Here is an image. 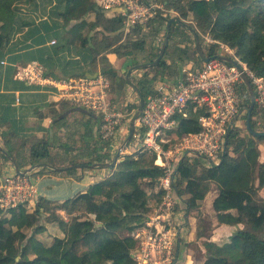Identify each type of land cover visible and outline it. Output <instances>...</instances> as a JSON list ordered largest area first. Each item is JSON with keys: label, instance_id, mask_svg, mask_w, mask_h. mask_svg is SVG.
Masks as SVG:
<instances>
[{"label": "trees", "instance_id": "trees-1", "mask_svg": "<svg viewBox=\"0 0 264 264\" xmlns=\"http://www.w3.org/2000/svg\"><path fill=\"white\" fill-rule=\"evenodd\" d=\"M143 1L151 3V0ZM159 1L168 13L158 11L146 25L135 26L136 39L129 37L119 43L124 27V17L121 14L107 17L104 9L94 0H56L53 11L63 20L62 26L52 22L62 32L57 39L61 44L56 49H63L70 44L83 48L91 54L90 63L94 64L99 60L101 72L111 78L112 90L118 89L119 94L123 93L127 80L109 61V52L131 60L143 52L148 56L147 61L152 62L164 50V56L151 65L137 82V87L146 99L159 77L180 70L179 60L182 63L188 59L191 49L198 52L192 32L178 22L169 26L168 44L164 40L159 46H155L154 41L160 30L166 26V36L168 22L177 16L189 21L188 25L199 32L201 42L206 36L215 40L208 45L207 53L203 48L205 56L216 54L217 42H222L231 47L253 72L264 77V0ZM39 4V0H0V49L3 53L9 47L12 34L19 32L21 25H33V21L23 18V5ZM70 8L79 16L87 18L85 24L72 26L67 30L66 26L72 20ZM6 23L11 27L8 32L3 33L1 25ZM143 26L148 27L146 32H142ZM99 27L106 32L101 37ZM92 31L94 34H91ZM177 37L180 39L177 40ZM182 40L190 45L181 47L179 43ZM112 44L116 45L112 47ZM125 48L129 50L125 51ZM198 57L203 61L200 54ZM168 58L171 62H168ZM40 59L47 63L48 58L45 56ZM9 69L11 67L3 68L0 62V89L6 84ZM246 96L248 109L249 93ZM6 99L9 101L12 96L0 94V109L4 104L2 101ZM205 110L190 104L185 110L186 116L177 113L179 126L173 133L174 141L188 132L199 131V118ZM1 112L2 109L0 122L3 118ZM263 112L264 108L255 105L251 119L255 129L258 125L256 117ZM262 122L264 125V120ZM99 139L102 140L101 137ZM227 143V149L217 165L200 166L201 161L197 158L181 162L177 187L179 193L187 197V208L199 210L213 184L217 196L212 208L218 222L242 225L229 240L218 246L223 253H209L204 264H264V196L260 193L264 188V162L260 160L259 148L264 143V136H254L246 126L244 129L238 126L230 131ZM5 149L12 155L10 147ZM110 149L111 141H104L100 149L93 148L91 157L70 163L112 161ZM0 153L4 159L9 160L1 150ZM30 155L33 162H40L50 152L46 145L38 143L32 146ZM155 157L154 152L148 151L125 154L111 170L106 182L93 183L85 192H78L61 204L41 199L32 212L27 210L26 205H20L8 210L10 215H6L0 208V264H133L131 252L135 244L125 232L140 226L146 215L151 214L161 201V195L156 193V185L163 175V168L155 164ZM73 170L69 169L67 172ZM60 210L71 215V218L66 220L58 213ZM44 212H47L48 221L59 223L66 237L55 236L51 242L36 238V234L44 228L42 224H38L40 215ZM76 212H80L83 217L77 216ZM197 233L198 237L208 235L202 233L201 227H198ZM31 237L35 238L34 241H30ZM25 239L28 240L18 245Z\"/></svg>", "mask_w": 264, "mask_h": 264}, {"label": "built area", "instance_id": "built-area-1", "mask_svg": "<svg viewBox=\"0 0 264 264\" xmlns=\"http://www.w3.org/2000/svg\"><path fill=\"white\" fill-rule=\"evenodd\" d=\"M94 1L104 10L121 8L126 32L137 24L146 25L158 11L166 10L164 5L159 7L143 0ZM207 41L215 42L209 36ZM219 50L216 54L229 56L234 63L213 58L204 61L200 67L184 70L183 79L175 84L158 81L154 85L145 99L130 146H127L129 153L122 154L154 152L155 164L163 168V175L156 185L161 201L140 226L127 232L135 244L131 252L133 264H179L177 245L187 213L184 197L177 187L180 164L195 158L208 167L221 162L230 131L240 126L241 115L247 113L248 90L244 74L253 85L256 103L264 107V77L253 72L228 45L220 42ZM15 77L29 84L52 85L61 98L98 114L103 141H115L122 133L125 115L116 111L109 95V82L102 72L96 76L56 79L43 63L32 60L17 66ZM190 104L206 109L199 118L201 129L174 141L173 133L179 126L176 114L186 116L185 110ZM35 192V184L29 175H5L0 180V208L8 212L26 205Z\"/></svg>", "mask_w": 264, "mask_h": 264}, {"label": "crops", "instance_id": "crops-1", "mask_svg": "<svg viewBox=\"0 0 264 264\" xmlns=\"http://www.w3.org/2000/svg\"><path fill=\"white\" fill-rule=\"evenodd\" d=\"M55 2L56 0H39L40 4L38 6L23 5L22 16L25 19H29V21H33V25H21L19 27L20 31L12 34L8 44L9 47L5 49L6 52L3 53L0 49V62L4 61V63H2L3 68L11 67L7 73L5 72L6 84L0 89V94H10L12 96V99H9L10 106H8V99L2 101L4 104L1 108L3 118L0 122V142L3 147H10L12 149V156L16 159L21 169H26L40 162H48L56 167L72 165L70 162L73 160L78 161V159L84 160L91 157L90 152L93 150L94 144L102 141L99 139L100 118L98 114L78 107L70 101L61 98L57 94V89L52 85L29 84L24 81H18V79L16 80L15 73L17 66L32 60L44 63L48 73L56 79H68L77 75L96 76L98 73H101L99 60L97 63H90L89 59H91V54L84 51L83 48L70 44L63 49H56L57 45L61 44L57 39L62 32H60L59 28L55 27L52 22L62 26L63 20L53 11ZM151 3H154L153 0H151ZM104 11L107 17H112L116 14H121L123 16L121 8H113ZM69 13L72 20L66 26L67 30L72 26L85 24L87 16H79L72 8H70ZM10 27L11 25L8 23L2 24L1 31L6 33L10 30ZM165 27L166 26H163V29L160 30V33L156 37L154 41L155 46H159L160 43H162V37H164L166 42ZM134 29L135 27L130 29V32H126L124 24L122 38L119 43L124 42L129 37L133 40L136 39L137 34ZM99 30H101L99 37H101L103 33L106 34L102 27H99ZM147 30L148 27L143 26L142 32H146ZM91 34H94V31H92ZM205 38L207 39V36ZM23 39L26 40L21 42ZM53 39H55L57 43L52 44L51 41ZM179 39L180 38L177 37V40ZM110 43H112V41H110ZM201 43L202 49L204 48L207 53V49H205L203 42ZM186 44L190 45L189 42L186 43L184 40L179 43L181 47H184ZM115 45L116 44H112V47ZM126 50H129V48H125V51ZM219 51L220 50H217V52ZM198 54L199 52L196 53L191 49L188 59L183 60L182 63H180L181 60H179V68L182 67L184 72L186 69L200 67L204 59L200 61ZM42 56L48 58L46 59L48 64L40 59ZM107 57L113 67L117 69L118 73L125 76V78L130 67L140 63H150V61H147L148 56L143 52L138 53L136 59L133 60L126 56H118L115 52H109ZM137 61H139V63H135ZM168 62H171L169 58ZM150 67L151 66L138 68L133 70L132 73L142 69L143 73L140 72L138 75L143 77L145 71ZM132 73L130 74V79ZM106 77L109 82V95L111 99L113 97L114 100L113 95H116V97L119 95L118 89L113 91L112 80L109 76ZM179 77L180 70L174 71L172 74L167 73L165 77H159L154 82V85L158 81H164L167 84H175ZM135 84L137 86V83ZM128 85L131 86L127 82L123 87V91L124 89L127 90L126 86ZM154 85H152V90ZM9 108L11 109L9 110ZM7 109L8 111H5ZM122 131H124V128H122ZM38 143H41L43 146L46 145L50 155L40 162H33L30 155L31 148ZM80 143L82 144L80 145ZM259 148L261 153L260 160L264 162V143H261ZM110 151L113 160L116 153L114 154L111 149ZM123 156L124 155H122V157ZM74 164H81V166L72 168L74 170L71 172L52 168H39L30 174L29 176L36 187L35 195L29 202L32 203L31 206H33L34 202L37 204L41 199H47L56 204L64 203L67 199L74 197L78 192H85L93 183L99 181L106 182L109 175L112 173V169L107 167H87V164L83 163ZM200 166L205 165L201 162ZM13 173H15L13 163L10 160L4 159L0 153V180L5 175ZM211 190L212 188L206 194L205 200ZM214 190V194L212 195L210 193L211 195L208 196L211 203L206 201L208 205L210 204L209 207L213 214L214 210L212 204L214 198L217 196L216 188ZM260 193L264 196V188ZM183 199L186 202V198L184 197ZM186 210V222L182 226L180 241L177 245L179 264H191V254L189 253L193 251L191 242L194 240H196L198 245L200 244L203 255L205 253L222 254L223 252L218 247L221 245V242L216 240L217 231H219V229H221V231H230L227 236L229 240L234 231L242 226L236 224H220L216 215H213L211 220V225H213L212 231L209 230L208 235L198 237V222L201 218V214L199 213L198 217L193 216L191 214V209H189V207L187 208V205ZM63 212V210H60L58 213L64 217V215H62ZM53 222L58 223L57 221ZM125 234H127V232H125ZM56 236H67L61 231L59 223ZM188 246L189 252H187Z\"/></svg>", "mask_w": 264, "mask_h": 264}, {"label": "rangeland", "instance_id": "rangeland-1", "mask_svg": "<svg viewBox=\"0 0 264 264\" xmlns=\"http://www.w3.org/2000/svg\"><path fill=\"white\" fill-rule=\"evenodd\" d=\"M153 2H154V4H157L159 7H161L163 5L159 0H157V1L153 0ZM164 13H168V11L165 10ZM170 13H174V12H170ZM186 22L188 23L189 21L186 20ZM191 36H192V39L195 41L194 36L192 34H191ZM162 41H164V37H162L161 42ZM202 42L204 44L205 49L208 48L209 44L213 43V42H208L206 38H204V40ZM217 43H218L217 50H219L220 42H217ZM192 44H194V43L192 42ZM140 72L143 73V70L139 69V70H137V72H133L132 73L131 80L134 83H137L138 80L141 78V76L138 75V73H140ZM149 77H150V75H149ZM153 85H154V83H153ZM126 88H127V90L124 89L123 93L119 94L118 97H116V95H113L114 96V100H113V97H112V101H113V104H114V106L116 108V111H120L123 115H125V117L123 118L124 131H122V133L119 134V137L115 141H111V144H112L111 150H112V152L114 154L116 153V151L119 149L120 145L124 142L125 138L127 137L128 131H129L130 120L134 116V114L136 113V111L138 109V105H139V96H138V93L136 92V90L133 89V87H131L129 85L126 86ZM256 105H258V104L256 103ZM258 107H259V105H258ZM259 115L256 117L257 122H258L257 123L258 125H257L256 128H257V130L261 131V130H264V125H262V123H263L262 121L264 120V112L263 113H259ZM245 116H246V112L244 113V115H241V117H240V119L238 121V123L240 124V127L242 129H244V126H246V119H244ZM125 121H126V123H125ZM103 142H104L103 140L99 141V143L94 144L93 148L97 147L98 149H100L101 145L103 144ZM81 144L82 143H80V145ZM113 149H115V150H113ZM129 150H130V147H126L124 149V151H123V154L124 153H129ZM108 161H110V160H108ZM214 189H215V186L212 184V190L210 192L212 195L215 192ZM210 193H209V195H211ZM208 196H207L206 200L204 199L201 202V205H200V208H199L200 212L198 211V209H192L191 210V214L193 216H195V217H198L199 213L201 214V218L202 219H201L200 222H198V227L199 228L201 227L202 233H205V234H209V232H208L209 230L212 231L213 225H211V223H212L211 220H212L213 215H215V214H213V212L211 211V209L209 207L210 204L208 205V203H207V202L211 203L210 198H208ZM39 202H40V200L37 202V204H36V202H34L33 206H31L32 203H27L26 204L27 210L29 212H32L38 206ZM5 213H6V215H10L8 212H5ZM76 214H77V216L80 215V217L81 216L83 217V215L80 212H76ZM62 215H64L65 219H70L71 218V215H69V214H67L65 212H63ZM46 217H47V212H44L42 215H40V219H39V223L38 224L39 225L42 224L43 225L42 227H44V228L42 230H40L36 234V238L41 240V241H43V242H51L53 240V238L56 236L57 232H58V223L53 222V221L50 222V221L47 220ZM220 231H221V229H219V231H217L216 240L220 241L221 243L224 242V241H227L228 240L227 236L229 235L230 231H226V230L225 231H221V232ZM32 238L33 237L30 238V241H34L35 238L34 239H32ZM27 240L25 239V240L20 241L18 243V245H20L21 243H25ZM35 242L37 243V240H35ZM191 243H192L191 246L193 248V251H191L189 253V254H191V257H190L191 264H202V263H204V261L206 260V256L209 253H205L203 255L202 252H201L200 244L198 245L196 240L192 241ZM189 246H190V243H189ZM189 246L187 248V252L190 251L189 250Z\"/></svg>", "mask_w": 264, "mask_h": 264}, {"label": "water", "instance_id": "water-1", "mask_svg": "<svg viewBox=\"0 0 264 264\" xmlns=\"http://www.w3.org/2000/svg\"><path fill=\"white\" fill-rule=\"evenodd\" d=\"M173 22H178L182 26L187 27L193 33L194 38H195V42H196L197 50H198L199 54L202 56V58L204 59V61H208V60L213 59V58H219L221 60H225V61H228L230 63H234V60L231 57L226 56V55L215 54V55H212V56H205V54L203 53L202 43H201L199 32L197 30L193 29L191 26L188 25L187 22H185L184 20H182L181 18H179L177 16L173 17L168 22V29H167V34H166V45H167V42L169 40V35H170L169 26ZM163 54H164V50L159 54L158 58L154 62L140 63V64L132 66V67H130L128 69V72L126 74L127 82L133 87V89L136 90V92L139 95L138 109H137L136 113L134 114V116L130 120L128 135L125 138L124 142L120 145V147L117 150V152H116V154H115V156H114L112 161L97 162V163H94V164H87V166H90V167H107V168L113 169L117 165L119 160H121L124 149L129 145L130 141L132 140V138L134 136V133L136 131V123H137L138 119L141 116V113H142V110H143V107H144V102H145V99H144L143 95L141 94L139 88L130 79V74L135 69L146 68L148 66L156 64L162 58ZM183 77H184V72H183L182 67H180V77H179L177 82L181 81L183 79ZM243 79L245 81V84H246V87H247V90H248V93H249V97H250V106L248 107L247 113H246V127H247L248 131L252 135H254V136H264V131L257 130V129H255L252 126L251 119H252L253 109L255 108V105H256V97H255L253 85H252L250 79L245 74L243 75ZM0 150L13 163L14 168H15V173L18 174V175H30L35 170H37L39 168H52V169H57V170H69V169L81 166V164H72V165H67L65 167H56V166H54V165H52V164H50L48 162H40V163L33 164L32 166H30V167H28L26 169H21L19 164H18V162L16 161V159L5 149V147L2 146L1 142H0ZM99 225H101V224H99Z\"/></svg>", "mask_w": 264, "mask_h": 264}]
</instances>
